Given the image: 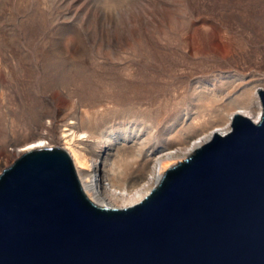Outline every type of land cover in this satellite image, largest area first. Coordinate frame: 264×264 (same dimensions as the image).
<instances>
[{"label": "rangeland", "instance_id": "obj_1", "mask_svg": "<svg viewBox=\"0 0 264 264\" xmlns=\"http://www.w3.org/2000/svg\"><path fill=\"white\" fill-rule=\"evenodd\" d=\"M261 78L264 0H0V175L17 145L58 147L72 128L112 185H132Z\"/></svg>", "mask_w": 264, "mask_h": 264}, {"label": "water", "instance_id": "obj_2", "mask_svg": "<svg viewBox=\"0 0 264 264\" xmlns=\"http://www.w3.org/2000/svg\"><path fill=\"white\" fill-rule=\"evenodd\" d=\"M0 264H264V116L126 208L91 200L64 149L25 153L0 175Z\"/></svg>", "mask_w": 264, "mask_h": 264}, {"label": "bare ground", "instance_id": "obj_3", "mask_svg": "<svg viewBox=\"0 0 264 264\" xmlns=\"http://www.w3.org/2000/svg\"><path fill=\"white\" fill-rule=\"evenodd\" d=\"M5 73L11 77L12 69H5ZM257 81L253 91L249 93V96L243 103L228 114L227 120L223 124L200 135L187 147L172 149L158 155L148 174L132 185L124 187L112 185L107 176L105 164L89 155L81 146V143L75 140L74 136L70 133L72 128L66 129L67 131L63 134L61 142L57 143V146L67 151L72 157L84 191L91 200L100 206L112 208L133 206L144 199L150 191L158 185L170 168L186 160L198 148L212 140L217 134H228L233 129L237 115L246 116L255 123H260L262 121L264 116V104L261 91H264V78L258 79ZM248 83H250L248 78H240L236 83L237 88L247 85ZM214 106L215 105H209L210 108ZM51 145L52 144L46 140V136L42 134L37 138L27 140L17 145L14 151L16 156L20 158L29 151L51 147ZM7 154L10 153L7 152ZM7 164V155L0 153V168L3 169Z\"/></svg>", "mask_w": 264, "mask_h": 264}]
</instances>
